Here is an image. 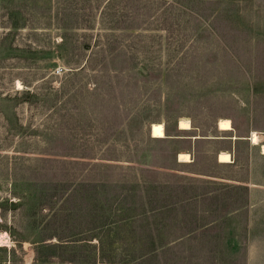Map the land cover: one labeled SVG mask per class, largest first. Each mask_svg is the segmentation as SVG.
Masks as SVG:
<instances>
[{"label":"rangeland","instance_id":"obj_1","mask_svg":"<svg viewBox=\"0 0 264 264\" xmlns=\"http://www.w3.org/2000/svg\"><path fill=\"white\" fill-rule=\"evenodd\" d=\"M263 145L264 0H0V264H264Z\"/></svg>","mask_w":264,"mask_h":264},{"label":"trees","instance_id":"obj_2","mask_svg":"<svg viewBox=\"0 0 264 264\" xmlns=\"http://www.w3.org/2000/svg\"><path fill=\"white\" fill-rule=\"evenodd\" d=\"M84 46L89 48V45L87 47V44ZM169 133L170 132L167 131L168 136L170 135ZM101 185L106 188L110 184L103 183ZM120 188L122 191L113 196L112 199L106 198L105 200L97 201L96 209H98V212L96 218L100 221L101 230L109 229L110 232H119V229L123 227L122 225H124L127 220L134 218V215H132L134 208L132 209V204L127 201V198L130 196L127 195L128 193H124V190L127 189V187L121 186ZM129 200H131V198H129ZM129 204H131V206Z\"/></svg>","mask_w":264,"mask_h":264},{"label":"bare ground","instance_id":"obj_3","mask_svg":"<svg viewBox=\"0 0 264 264\" xmlns=\"http://www.w3.org/2000/svg\"><path fill=\"white\" fill-rule=\"evenodd\" d=\"M218 127H219V130L221 131H232L233 130V124H232V121L230 119H221L219 121V124H218ZM192 125L190 123L189 120H181L179 122V129L181 130H185V131H191L192 129ZM151 134L153 137L155 138H165L166 137V133H165V126L163 123H154L152 125V128H151ZM251 140L254 144H258L259 141H260V136L257 132H253V134L251 135ZM262 150V153L264 154V145L262 146L261 148ZM179 160L181 162H191L192 158L191 156L188 154V153H181L179 154ZM218 160L220 163H231L232 162V155L228 152H221L219 155H218ZM179 161V162H180Z\"/></svg>","mask_w":264,"mask_h":264}]
</instances>
